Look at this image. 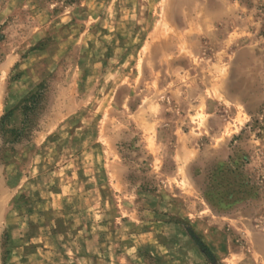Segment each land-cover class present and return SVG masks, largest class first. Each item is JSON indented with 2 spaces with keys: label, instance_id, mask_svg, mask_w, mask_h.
Listing matches in <instances>:
<instances>
[{
  "label": "rangeland",
  "instance_id": "1",
  "mask_svg": "<svg viewBox=\"0 0 264 264\" xmlns=\"http://www.w3.org/2000/svg\"><path fill=\"white\" fill-rule=\"evenodd\" d=\"M0 264H264V0H0Z\"/></svg>",
  "mask_w": 264,
  "mask_h": 264
},
{
  "label": "trees",
  "instance_id": "2",
  "mask_svg": "<svg viewBox=\"0 0 264 264\" xmlns=\"http://www.w3.org/2000/svg\"><path fill=\"white\" fill-rule=\"evenodd\" d=\"M33 98V97H32ZM198 243V245H199V247L202 249V251L205 249L203 246H201L200 244H199V242H197Z\"/></svg>",
  "mask_w": 264,
  "mask_h": 264
}]
</instances>
